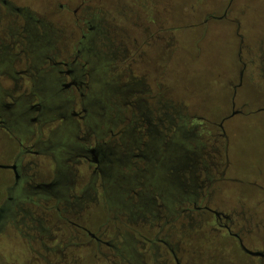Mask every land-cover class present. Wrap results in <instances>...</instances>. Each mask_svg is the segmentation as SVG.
<instances>
[{"label":"flooded vegetation","instance_id":"1","mask_svg":"<svg viewBox=\"0 0 264 264\" xmlns=\"http://www.w3.org/2000/svg\"><path fill=\"white\" fill-rule=\"evenodd\" d=\"M74 1L76 4L72 7L71 3ZM86 1L68 0L70 4L67 6L58 4L59 8L68 9L72 13L78 37L61 45V34H56L54 30L55 53L46 55L45 46L50 42L46 36L52 34V25L14 0H0V76L6 75L13 83L10 89L0 92V129L18 142V150L11 161L0 163L9 165L5 168L13 174L12 183L5 182L6 179H1L0 176V250L6 244L20 243L34 251L39 264H72L78 261L75 250L82 248H92L91 254L100 256L105 264H112V257L118 258L116 264H208L202 254L190 249L186 236L188 234L189 240L192 239L191 236H199L196 232L207 223L210 242L213 241L212 231L220 232L224 237L234 238L236 247L245 255L256 258L257 264H264V195L245 193L228 211L214 208L216 183L224 178L214 179L213 170L217 172V155L222 156V151L218 149V154L213 156V153L205 149L207 145L202 144L193 157L188 156L182 143H166L160 133L164 129L170 130L166 124L170 117L166 111L169 105L163 104L155 110L150 109V101H169L165 97L164 82H160L159 77H155L157 91L151 87L149 70L155 65L153 59L147 58V48L156 47L159 41L162 45L154 51L157 61L160 56L164 58V54L168 53L169 42L166 39L171 38V31L166 27L167 19L154 17L153 8H149V0L146 3L140 2L138 10L130 9V14L135 15L136 21H130V14L124 21L135 28L136 35L129 36L132 46L127 48L122 40L116 44L119 36L117 30L114 40L110 38L105 18L92 15ZM152 1L150 0L151 3ZM229 12L230 7L226 9L224 16H228ZM208 17L205 21L209 20ZM229 20L239 24L238 18ZM115 28L120 29V32L124 30V27L118 28V25ZM41 29L45 33L43 36ZM238 33L240 35L239 29ZM73 35L74 33L72 37ZM120 35L125 36L124 32ZM153 41L156 43L153 44ZM100 44L114 57L122 55L123 60L132 59L120 75V78H128L127 83L121 86L109 84L106 89L113 98L117 96V101H124V109L130 112V115H124V120L135 126L127 132L134 135L136 129L140 128V141L146 136L151 139L142 142L145 149L137 145V152L130 155L136 158V164L138 158L150 161L145 168L139 170L144 172V176L147 173L146 184L154 187L149 190L152 195L158 191L156 197H149L140 188L137 189V184L133 185L135 177L114 180L112 177L116 166L107 164L115 163L109 156L115 152L102 137L96 136L94 142H89V135L93 131H89L88 127L93 129V124L84 121L83 113L87 111V105L89 107L96 104V101H104L106 95L103 96L92 88L98 97L85 103L83 87L87 84L85 80L89 76L92 78V73L86 72L88 60L83 54L97 57L100 63L103 55L101 51L96 52ZM263 44L256 45L257 51L249 48L252 56L250 66H254L250 74L255 84V76L264 84ZM29 52L32 53L31 57ZM241 62L244 71L249 63L243 60ZM43 63L46 66L41 69ZM133 65L139 69H133ZM5 66L7 70L3 69ZM157 74L161 75L162 72ZM28 89L32 92L28 93ZM50 91L60 98L59 101L49 102ZM68 93L73 96L67 97ZM33 96L38 101H32ZM78 105L80 109H76ZM66 110L69 112L67 116L63 115L65 120H74L79 128L84 127L76 130L73 143L49 145V142L42 139L41 129L32 131L31 138L36 139L30 144L19 140L17 134L31 132L28 127L32 123H39L41 118L53 113H64ZM243 111L244 108L234 107V112ZM182 117L190 121L192 119L187 115L179 116L180 119ZM160 126L162 129L158 130ZM64 131L70 132L69 129ZM110 131V138H117L118 132L113 129ZM221 131L217 136L225 135L224 130ZM99 133L101 132H96ZM184 135L183 137L186 136ZM79 140L86 141V145L80 144ZM59 145L66 146L71 152L58 151L56 147ZM36 147L44 150L57 149L62 155H69L61 160L52 157L55 167L49 180H37L35 166L38 164L34 161L25 162L26 156L35 152L30 148ZM191 161L193 163L190 164ZM77 165L86 166L88 171L78 190L77 181L73 178L75 173L70 176L69 172V166L75 170ZM227 167L228 163L225 161V168ZM3 168L0 166V170ZM226 169L220 173L221 176H224ZM104 182L109 183L108 190L112 198L120 208L127 209L128 215H117L114 221L109 216L107 221H99L100 225L93 229L88 225L89 217H86L85 212L104 202L108 191ZM257 186L264 191V185ZM125 195H128V202L127 199L123 200ZM160 198L167 201L169 212L166 213L163 203H159ZM51 200H55L54 205H49ZM70 212L74 214L71 216ZM208 213L213 216L206 217ZM186 220L190 228L188 233ZM111 221L113 225L106 226ZM10 229L15 231L14 235H11ZM30 243L35 246L31 247ZM244 247L261 254L248 253ZM210 258L212 260L209 264H213V258Z\"/></svg>","mask_w":264,"mask_h":264},{"label":"rangeland","instance_id":"2","mask_svg":"<svg viewBox=\"0 0 264 264\" xmlns=\"http://www.w3.org/2000/svg\"><path fill=\"white\" fill-rule=\"evenodd\" d=\"M14 1L27 7L31 13L52 25V34L48 35V37L46 36L50 41L45 46L44 53L46 55L55 53L53 40L56 37L53 39L54 30L56 34H61V45L72 42L78 37V31L73 25L74 18L72 13L68 9L59 8L58 6L59 3H63L65 6L69 5L68 0ZM210 1L213 2V11L225 15L226 8L233 0ZM140 2L146 3V0L86 1L92 15L95 14L105 18L106 25L110 29V38L114 40L115 31L117 30L119 36L118 41L115 40L116 44L119 43V40H122L127 48L132 46L129 36L133 37L136 35V31L131 24H127L124 21V18L129 16L130 9L138 10ZM75 4L76 1L71 3V6L73 7ZM176 4L184 12L182 14L183 17L181 16L177 21ZM211 6L212 4L209 3L208 9ZM206 7L205 0H153L152 3L149 0V8H153L154 17L159 19L166 18V27L171 31V38L168 37V40L166 39L169 42V50L168 53L164 54V58L160 56L157 61V56L154 53L155 49L162 45L160 41L155 45L156 47L147 48V58L153 59V64L155 65L152 70H149L150 85L157 91L155 77H159V81L164 82L165 97L169 99V101H150L149 106L150 109L155 110L163 104L169 105V109L166 111L169 112L170 117L167 119L166 124L170 130L164 129L163 132H160L163 141L166 143L176 144L179 141L184 145L190 157H193L194 153L199 151V147L202 144L207 145L205 149L213 153V156L218 154V149L222 151V156L217 155V163L219 165L216 169L217 172L213 170V178L224 179L216 183L213 207L228 211L237 203L238 199L242 198V194L264 195V191L257 186L258 184L264 185V84L257 76H255L257 84L253 82L250 73L254 66H250L252 56H250L249 51V48L257 51L256 45L264 43V0H234V10L231 12L230 17L238 18L239 24L226 18H213L209 22L210 25L205 23L203 17L208 9H206L205 13L201 11L205 10ZM242 10L246 11L247 17H242ZM130 21H136L134 14H130ZM116 25H118V28L119 26L124 27L122 31L124 32V37L120 35L122 33L120 29L115 28ZM48 32L50 33L49 30ZM72 33H74L73 37ZM41 35H45L42 29ZM106 43L108 42L106 41ZM98 49L96 52L101 51L100 53L103 55L100 63L97 57L83 54L88 60L86 72L92 73V78L90 79L89 76L85 80L87 84H84L83 87L85 103L93 97H98L95 92L102 93L103 96L106 95L104 101H96V104L89 107L87 105V111L83 113L85 115L84 121L90 125L93 124V129L88 127L89 131H95L89 135V142H94L96 136L102 137L108 147H111L113 152H115L113 155H109L115 163L108 162L107 164H115L116 166L112 178L114 180H122L123 178L135 177L133 185L137 184V189L140 188L150 197L152 194L149 190H153L154 187L147 186L146 177L148 178V175L145 173L144 176V172L139 170L145 168L150 161L138 158V163L136 164V158L131 155L137 152V145L145 149L142 142L150 141L151 139L146 136L141 142L138 136V129L140 128L136 129L134 135L127 132L131 131L135 126L134 123L129 124L127 120H124V115H130V112L124 109V101H117L115 99L117 96L113 98L108 89H106L109 84L121 86L127 83L128 78H120V75L132 59L123 60L122 55L114 57L106 48L103 49L101 44L98 45ZM29 56H32L31 52H29ZM240 56L243 57L245 62L249 63L244 71L240 64ZM84 57H82L83 61H85ZM45 66L46 64L43 63L41 69H44ZM132 67L133 69H139L136 65ZM3 69L7 70V66ZM157 72H162V74L158 75ZM89 81L90 84H88ZM11 86H13L11 78L6 75L0 76V92L10 89ZM92 88H94L95 92ZM31 92L32 90L28 89V93ZM20 93L22 92L20 91ZM72 94L68 93L67 97L73 96ZM48 96L49 102L56 103L60 99L58 96L55 97L51 91ZM31 100L38 101L35 96ZM234 107L236 109L244 108V111L234 113ZM76 109H80V106H76ZM68 112L66 110L60 114L53 113L49 117L39 119V123H32L28 127V131L31 132L17 134L19 140L30 144L33 139H36V137L31 138L32 131L41 129L42 139L49 142V145H53V143H73L76 130L84 129V127L79 128L78 123L74 120H65L63 115H68ZM35 114H37V111ZM180 115H187L192 119L191 121L186 120L184 117L180 119ZM222 123L225 135L217 136L222 132L220 127ZM203 125L206 127L203 128ZM68 129L70 132L64 131ZM111 129L118 132L117 138L119 137V139L110 138ZM159 129H162L161 126ZM183 129L185 132H182ZM97 131L101 133L96 134ZM79 142L82 145H86V141L79 140ZM56 148L62 153L71 152L70 149L63 145H59ZM30 149L35 152L28 154L25 162L34 161L38 164L36 166L33 165L38 172L37 180L43 178L49 180L52 178L55 167L53 158L61 160L69 156L66 153L62 155L57 149L44 150L38 147ZM17 150V140L13 139L3 129H0V163L6 164V161H11ZM145 154L147 153L145 152ZM225 161L228 163L227 169L225 168ZM69 167L70 176L75 173L73 178L77 181L78 190L81 186L80 184H82L81 182L85 181L88 171L86 166L79 167L77 165L74 167L75 170L71 166ZM224 169H226L224 176H221L220 173ZM0 176L1 179L3 177L6 179L5 182L12 183L13 181V174L7 168L0 170ZM104 183L108 190L109 183ZM186 189L191 190L189 188ZM156 194H159L158 191L152 196L156 197ZM128 195L123 197L124 201L127 199L126 202L129 201ZM103 203L106 207H103ZM103 203L98 207L92 206L85 212L86 217H89L88 225L93 229L100 225L101 222L99 223V221H107L109 216L114 221L117 215L123 216L125 214L126 217L128 215L127 209L119 207L109 190L106 192ZM159 203H163L166 213L169 212L165 199L162 200L160 198ZM54 204L55 200H51L49 205ZM61 208L64 209L62 204ZM69 214L72 216L74 212ZM209 216L212 217L213 215L208 213L206 217ZM186 223V232L188 233L190 228L187 220ZM112 225L111 221L106 226ZM208 230L209 225L205 223L202 229L196 232V234L199 233V236H191L192 239L189 240L188 234L186 235L190 249L196 251L199 255L202 254L208 260V264L212 260L210 257L213 258V264H257L256 258L245 255L241 249L236 247L234 238L224 237V234L212 231L213 241L210 242ZM10 232L11 235L15 234L13 229H10ZM30 244L31 247L35 246L34 243ZM75 251V257L78 261L72 264H105L100 256L91 254L92 248L89 250L82 248ZM35 257L34 251L20 243L6 244L0 250V264H39ZM112 258L111 263L116 264L118 258Z\"/></svg>","mask_w":264,"mask_h":264},{"label":"crops","instance_id":"3","mask_svg":"<svg viewBox=\"0 0 264 264\" xmlns=\"http://www.w3.org/2000/svg\"><path fill=\"white\" fill-rule=\"evenodd\" d=\"M203 1V0H202ZM209 3L210 4H212V6L208 9V5H209ZM205 4H206V8H205V10H202L201 12L202 13H205V11H206V9H208L207 11H206V13L204 14V22L205 23H208L209 24V22H210V20L211 19H213V18H219V19H223V18H226V19H230V18H233V17H230V14H231V12L234 10V0L232 1V3H230L229 5H228V7H230V12L228 13V16H224V15H221L219 12H217V11H213V2H211L210 0H205ZM236 4V3H235ZM227 7V8H228ZM176 8H177V17H176V21H177V19H179V18H181V16L183 17V13L184 12H182V9L181 8H179L178 6H177V4H176ZM226 8V9H227ZM242 17H247V13H246V11L245 10H242ZM208 15H210V17H208ZM209 18V20L208 21H205V19L206 18ZM210 25V24H209ZM242 59L241 60H243V57H241ZM241 60H240V64H241V66H242V62H241ZM244 61V60H243Z\"/></svg>","mask_w":264,"mask_h":264},{"label":"water","instance_id":"4","mask_svg":"<svg viewBox=\"0 0 264 264\" xmlns=\"http://www.w3.org/2000/svg\"><path fill=\"white\" fill-rule=\"evenodd\" d=\"M235 113V112H234ZM220 127L223 129V123L222 124H220ZM1 167H8L9 165H0ZM1 219V218H0ZM245 248V250L248 252V253H251V254H253V255H259V254H261V252H259V251H253V250H250V249H248V248H246V247H244Z\"/></svg>","mask_w":264,"mask_h":264},{"label":"trees","instance_id":"5","mask_svg":"<svg viewBox=\"0 0 264 264\" xmlns=\"http://www.w3.org/2000/svg\"><path fill=\"white\" fill-rule=\"evenodd\" d=\"M41 99V97H39ZM51 115V114H50ZM50 115H48L47 117H49Z\"/></svg>","mask_w":264,"mask_h":264}]
</instances>
